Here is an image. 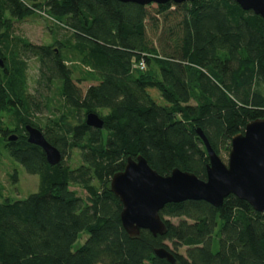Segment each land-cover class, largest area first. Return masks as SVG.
I'll use <instances>...</instances> for the list:
<instances>
[{"label":"trees","instance_id":"16d2710c","mask_svg":"<svg viewBox=\"0 0 264 264\" xmlns=\"http://www.w3.org/2000/svg\"><path fill=\"white\" fill-rule=\"evenodd\" d=\"M31 15L69 35L58 48L13 35V21ZM68 44L80 61L76 81H95L85 90L65 64ZM31 58L39 62L35 91L46 102L44 119L28 90ZM0 61V115L12 122H0V161L5 150L40 178L39 190L26 198L0 201V264H171L154 254L161 246L175 264H264V212L245 200L230 194L218 207L167 203L159 214L177 222L165 219L164 235L142 229L131 238L109 189L112 175L138 154L161 175L179 168L205 179L208 156L195 129L219 154L249 121L264 118V18L234 0H0ZM52 86L53 95L40 91ZM89 112L103 119L102 128L86 124ZM26 124L59 149L58 164L27 141ZM74 153L79 163L71 166ZM10 177L17 181L16 171ZM84 231L88 236L73 248Z\"/></svg>","mask_w":264,"mask_h":264},{"label":"water","instance_id":"95a60500","mask_svg":"<svg viewBox=\"0 0 264 264\" xmlns=\"http://www.w3.org/2000/svg\"><path fill=\"white\" fill-rule=\"evenodd\" d=\"M119 1L147 5L194 0ZM234 1L242 9L251 10L264 18V0ZM0 65L3 66L1 61ZM85 122L97 129L102 128L104 123L95 112H89ZM24 128L27 141L42 149L48 164H58L62 157L59 149L37 127L26 124ZM195 130L202 139L208 156L205 179L179 168H173L168 175H161L149 166L141 154L135 158L127 157L123 169L112 175L109 189L122 205L120 221L129 237L139 236L142 229L154 236L164 235L167 225L159 211L171 202L203 200L218 207L232 194L245 200L255 211L264 212V118L249 121L242 132L232 136L227 164L212 148L202 129L197 127ZM16 138L15 134L8 136L9 140ZM153 252L171 264L176 263L174 253L164 246L154 248Z\"/></svg>","mask_w":264,"mask_h":264},{"label":"rangeland","instance_id":"374dc122","mask_svg":"<svg viewBox=\"0 0 264 264\" xmlns=\"http://www.w3.org/2000/svg\"><path fill=\"white\" fill-rule=\"evenodd\" d=\"M41 14V13H40ZM43 15V14H42ZM44 17V16H43ZM41 16L31 15L24 20H14L12 23L13 26V35H17L20 37L25 38L26 40H29L31 43L39 44V45H51L52 48H58V39L61 37L62 39H65V35H69V33L64 32L62 29H57L55 26V22L48 18H43ZM162 22V21H161ZM57 32V34H56ZM65 33V34H64ZM70 45L68 44V47L62 51V55L64 54V60L67 67L73 70L74 75L73 79L74 82L82 89L85 90L86 87L90 84H94L95 81H76V78L81 77V73L79 70L80 68V61L78 56H76L71 50ZM39 62L36 58L27 59V85L28 90L36 94L38 97V100L41 102V107L43 109L42 112H37L36 115L42 117L44 119L45 115L48 114V111L43 107L45 102V99L39 96L35 88L38 87L35 80L39 78V70H38ZM41 92H46L47 94H55L56 88L54 86L51 87L50 92L48 93L45 89H40ZM264 92V87H263ZM150 93L156 100L160 103L163 101L161 100L158 93L151 89ZM9 114L6 112H2L0 115V122L4 126H10L12 128L10 121ZM3 150V149H2ZM75 152V151H74ZM229 150H221L218 154L219 157L222 159V161L227 164V158H228ZM72 157V162H68V157H64V160L68 162L71 166H76L79 161L76 157V154L74 153ZM16 171L17 173V181H12L10 175ZM40 185V178L36 174H29L27 173L24 168L16 161L8 158L6 151H2V157L0 161V201H3L5 198L9 199H24L29 194L34 193L39 190ZM70 189L74 190L77 195L81 197H85L87 195L86 191L77 185H70ZM165 219H169L172 222H177L176 218H171L168 216L164 217ZM87 233L84 231L80 233L77 241L73 245V248H77L80 246L84 240L87 237ZM166 244L169 246L170 249L173 250V247L171 246L170 242H166ZM213 248H216V244L213 245ZM184 248L179 249V252H183Z\"/></svg>","mask_w":264,"mask_h":264},{"label":"built area","instance_id":"2783aa9c","mask_svg":"<svg viewBox=\"0 0 264 264\" xmlns=\"http://www.w3.org/2000/svg\"><path fill=\"white\" fill-rule=\"evenodd\" d=\"M137 67H139L140 69L145 68L144 63L142 61L137 64Z\"/></svg>","mask_w":264,"mask_h":264}]
</instances>
